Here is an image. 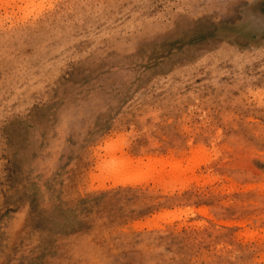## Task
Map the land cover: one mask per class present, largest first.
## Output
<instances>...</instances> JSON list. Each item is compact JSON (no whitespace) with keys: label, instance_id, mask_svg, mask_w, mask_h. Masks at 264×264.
Listing matches in <instances>:
<instances>
[{"label":"rangeland","instance_id":"374dc122","mask_svg":"<svg viewBox=\"0 0 264 264\" xmlns=\"http://www.w3.org/2000/svg\"><path fill=\"white\" fill-rule=\"evenodd\" d=\"M0 264H264V0H0Z\"/></svg>","mask_w":264,"mask_h":264},{"label":"bare ground","instance_id":"6f19581e","mask_svg":"<svg viewBox=\"0 0 264 264\" xmlns=\"http://www.w3.org/2000/svg\"><path fill=\"white\" fill-rule=\"evenodd\" d=\"M8 1H9V0H8ZM28 1H29V0H28ZM44 1H45V0H44ZM6 3H8V2H6ZM9 4H10V3H9ZM9 4H8V5H9ZM6 5H7V4H6ZM32 6H33V5H32ZM32 9H33V8H32ZM29 12H30V11H29ZM201 144H202V143H201ZM201 144H200V145H201ZM189 145H190V144H189ZM197 147H198V146H197ZM197 147H196V148H197ZM201 148H202V147H201ZM202 149H203V148H202ZM205 149H206V148H205ZM206 150H207V149H206ZM190 151H191V150H190ZM195 152H197V150H195ZM195 152L193 151V153H195ZM202 153H203V152H202ZM204 153H205V152H204ZM206 153H207V152H206ZM206 153H205V156H206ZM190 154H192V153H190ZM200 154H201V149H200ZM193 155L196 157V155H199V152H198L196 155H195V154H193ZM190 156H191V155H190ZM192 157H193V156H192ZM195 157H194V158H195ZM197 157L202 158L203 155H199V156H197ZM174 158H176V157H174ZM200 158H198L199 161H202V160H203V161L205 162V159H204V158H207V156L204 157V158H202V160H200ZM172 159H173V158H172ZM176 159H177V158H176ZM196 159H197V158H196ZM173 160H174V159H173ZM190 160H191V157H190ZM190 160H189V162H190ZM192 160H194V159H192ZM206 160H207V159H206ZM170 161H171V160H170ZM170 161L168 162V164H170V168H171V164H172L171 162H172V161H171V162H170ZM175 161H176V162H177V161H180V162H181V160H175ZM175 161L173 162V164L175 163ZM203 161H202V162H203ZM180 162H179V163H175L174 166H176V168L180 167V166L177 167L178 164L181 165ZM189 162H187V164H188ZM192 162H193V161H192ZM197 162H198V160H197V161L195 160V163H194V162H193V163L196 164ZM209 162H210V160H209ZM165 164H167V162H166ZM173 164H172V166H173ZM191 164H192V163H191ZM207 164H208V163H207ZM196 165L198 166L199 164H196ZM166 166H167V165H166ZM168 166H169V165H168ZM168 166H167V167H168ZM187 166H188V165H187ZM192 166H193V164H192ZM194 166H195V165H194ZM194 166H193V167H194ZM204 166H205V165H204ZM172 168H175V167H172ZM188 168H189V169H188ZM188 168L185 166V169L183 168L181 171L187 169V172H186V173H188V172H192V174H193L194 171H193V170H192V171L190 170V168L192 169V167H190V165H189ZM195 168H196V167H195ZM180 169H181V168H180ZM197 169H199V167H198ZM205 169H206V168H205ZM161 170H163V169H161ZM172 170L174 171V170H176V169H172ZM209 170H210V169H209ZM159 171H160V170L158 169L157 172L160 174ZM168 171H169V174H170V171H171V170H168ZM178 171H179V169H178ZM181 171H179V172H181ZM195 171H196V170H195ZM164 172L166 173L167 171H164ZM175 172H176V171H175ZM206 172H207V171H206ZM161 173H162V172H161ZM186 173H184L183 175H186ZM159 174H157V175L159 176ZM202 174H203V173H202ZM161 175L163 176V174H161ZM172 175H174L175 178L179 175V178H178V177H177V178H178L179 180L182 179V178H181L182 173H181V174H178V175L176 176L175 173L172 172ZM203 175H204V174H203ZM209 175H210V174H209ZM162 176H159V177H162ZM166 176H167V175H166ZM188 176H191V175L188 174ZM195 176H196V175H195ZM197 176H198V175H197ZM201 176H202V175H201ZM205 176H206V175H205ZM205 176H204V177H205ZM207 176H208V175H207ZM207 176H206V177H207ZM212 176H213V174H212ZM216 176H217V175H216ZM216 176H213V177H216ZM202 177H203V176H202ZM204 177H203L202 180L205 181ZM206 177H205V178H206ZM208 177H209V176H208ZM223 177H224V176H223ZM169 178H171V176H169ZM175 178H174V181H173V182H177V181H178L177 179H176V180H177V181H176ZM180 178H181V179H180ZM187 178H189V177H186V180H187V183H188L189 181H188ZM191 178H192V177H190V182H191ZM194 178H196V177H193L192 179H194ZM197 178H198V177H197ZM218 178H219V177H218ZM164 179H165V178H164ZM166 180H167V179H166ZM186 180H185V176H184V179H182V181H185V182H186ZM194 180H195V179H194ZM197 180H199V178H198ZM197 180H196V181H197ZM231 180H232V179H231ZM199 181H200V180H199ZM199 181H197V182H199ZM206 181H207V180H206ZM225 181H226V180H225ZM227 181H228V180H227ZM161 182H162V181H161ZM178 182H179V181H178ZM180 182H181V181H180ZM209 182H210V181H209ZM213 182H214V181H213ZM228 182H229V181H228ZM207 183H208V182H207ZM191 184H192V183H191ZM203 184H204V182H203ZM231 184H232V183H231ZM235 184H237V182H235ZM261 184L263 185V183H261ZM181 185L183 186L184 184H181ZM226 185H227V184H226ZM182 186H181V188H182ZM234 186H235V185H234ZM246 186H247V185H246ZM186 187H187V186H186ZM203 187H204V186H203ZM224 187H225V186H224ZM230 187H231V186H230ZM242 187H244V185H243ZM252 187H254V186H252ZM183 188H184V186H183ZM246 189H247V188H246ZM246 189H245V190H246ZM231 190H232V189H231ZM243 190H244V189H243ZM258 237H259V236H258Z\"/></svg>","mask_w":264,"mask_h":264}]
</instances>
